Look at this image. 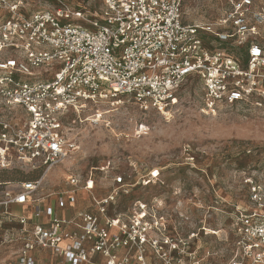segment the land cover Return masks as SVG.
Here are the masks:
<instances>
[{"label": "built area", "instance_id": "2783aa9c", "mask_svg": "<svg viewBox=\"0 0 264 264\" xmlns=\"http://www.w3.org/2000/svg\"><path fill=\"white\" fill-rule=\"evenodd\" d=\"M52 1L53 7L25 14L21 1L0 0V170L46 172L65 161L74 150L67 116L100 102L125 96L169 119L177 89L190 78L203 86V112L264 106V44L255 38L264 7L256 0H229L219 18L199 23L183 21L182 0H98L89 13ZM234 47L244 49L242 60ZM93 183L68 174L66 188L55 192L45 190L43 175L4 190L0 208L17 224L5 239L19 244L12 264H36L37 250L58 264H264V200L255 189L253 207L231 221L226 261L222 251L203 248L196 233L183 236L170 227L157 199L116 210L133 187L122 176L101 196ZM44 191L57 195L60 206L84 191L93 211L59 217L43 205ZM10 205H30L32 225L8 213Z\"/></svg>", "mask_w": 264, "mask_h": 264}, {"label": "rangeland", "instance_id": "374dc122", "mask_svg": "<svg viewBox=\"0 0 264 264\" xmlns=\"http://www.w3.org/2000/svg\"><path fill=\"white\" fill-rule=\"evenodd\" d=\"M19 1L25 14L54 4ZM64 1L84 13L99 6L98 0ZM182 5L185 23L212 22L228 10L229 0H182ZM255 6L264 7V0H256ZM259 35L257 42L264 44L263 26ZM243 50L234 47L231 52L240 59ZM176 97L169 119L141 110L125 96L69 114L66 138L74 148L69 157L46 172L0 170V198L20 181L43 175L45 190H64L68 174L82 182L92 179L94 194L101 196L115 176H122L133 187L116 210L136 199H157L154 203L170 227L183 236L196 233L203 248L222 251L223 260H229L233 217L253 207V189L264 200V106L236 103L203 112V86L193 78L181 84ZM10 225L1 224L0 264H12L17 250L14 242L5 241ZM202 228L216 235H204Z\"/></svg>", "mask_w": 264, "mask_h": 264}, {"label": "crops", "instance_id": "0c3cea01", "mask_svg": "<svg viewBox=\"0 0 264 264\" xmlns=\"http://www.w3.org/2000/svg\"><path fill=\"white\" fill-rule=\"evenodd\" d=\"M58 192V191H56ZM47 191L41 192L39 195L44 196L43 205L46 207H52L59 217H71L78 211H93V206L91 204V201L87 195L86 192L81 191L77 193L76 201L75 203L71 204L67 201H64L63 206L59 205V197L57 195H51L49 197H45V194ZM3 209L0 208V228L2 223H6L10 225V227L5 231V239L8 237V234L12 231V233L15 232V229H17V224L8 223L7 219L4 217V214L2 213ZM7 212L10 213L13 216H25L29 219L30 225H32L33 221L31 220V213L32 208L30 205L26 206H20V205H10L7 208ZM46 220V219H45ZM44 220V222H45ZM7 241V240H5ZM17 245V250L19 248V244L17 242H14ZM17 250L14 252L16 255ZM98 258V257H97ZM15 259V256H14ZM99 259V258H98ZM57 258L46 251H39L37 250L35 253V262L36 264H58Z\"/></svg>", "mask_w": 264, "mask_h": 264}, {"label": "trees", "instance_id": "16d2710c", "mask_svg": "<svg viewBox=\"0 0 264 264\" xmlns=\"http://www.w3.org/2000/svg\"><path fill=\"white\" fill-rule=\"evenodd\" d=\"M38 177H36V178H30V179H26V180H24V181H31V180H35V179H37ZM24 181H20V182H24ZM12 182V181H11ZM19 182V183H20Z\"/></svg>", "mask_w": 264, "mask_h": 264}, {"label": "bare ground", "instance_id": "6f19581e", "mask_svg": "<svg viewBox=\"0 0 264 264\" xmlns=\"http://www.w3.org/2000/svg\"><path fill=\"white\" fill-rule=\"evenodd\" d=\"M156 174V173H155Z\"/></svg>", "mask_w": 264, "mask_h": 264}]
</instances>
